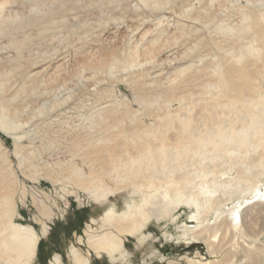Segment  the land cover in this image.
<instances>
[{
  "label": "rangeland",
  "instance_id": "rangeland-1",
  "mask_svg": "<svg viewBox=\"0 0 264 264\" xmlns=\"http://www.w3.org/2000/svg\"><path fill=\"white\" fill-rule=\"evenodd\" d=\"M169 1L156 8L151 0H9L5 5L4 16L20 19L8 30L0 25V110L25 126L17 134L20 139L0 127V152L8 159L7 164L0 162V191L8 187L12 221L29 227L38 237L30 264H49L56 255L59 264H74L71 247L87 264H204L213 260L247 264L245 249L239 244L248 250L264 245V231L257 237L244 231L239 237L236 232L232 241L213 254L212 248L208 251L204 244L180 236L182 226L193 225L189 217L194 208L180 205L162 217L165 202L160 196L148 208V220L140 232L119 236L120 255L96 256L86 242L88 235L115 233L102 222L104 213L114 209L121 214L127 205H137L141 196L128 183L132 178L121 181L107 174L95 158L89 162V156L75 146L84 145L78 138L100 136L99 116L106 108L114 107L122 120L121 131L131 129L124 135L134 138L130 135L141 133L139 127L148 130L159 125L164 115L175 119L188 112L191 117L195 107L218 101L220 89L205 88L204 83L194 86L193 81L185 85L189 69L181 71L190 64L200 67L204 61L216 79L217 71L231 64L225 63L218 42L231 39L229 29L239 25L237 7L264 13V0L251 4L247 0ZM222 1L224 7H220ZM36 6L39 10L31 12ZM207 15L215 18L212 21ZM174 40L178 42L173 44ZM255 43L253 39L251 46L257 49ZM186 46L196 54L192 61L183 55ZM151 55L156 56L154 62L146 60ZM132 57L139 62L134 68H109L113 61L123 63ZM254 90L257 101L264 99L261 89ZM89 143L101 141L94 137ZM210 155L205 152L204 162L210 161ZM195 158L189 163L191 170L197 165ZM72 168L84 173L81 184L70 175ZM255 184L264 192V175ZM102 185L117 191L97 201L93 196ZM244 199L254 200L248 195ZM234 201L221 209L231 208ZM261 258L258 255L257 264Z\"/></svg>",
  "mask_w": 264,
  "mask_h": 264
},
{
  "label": "bare ground",
  "instance_id": "bare-ground-1",
  "mask_svg": "<svg viewBox=\"0 0 264 264\" xmlns=\"http://www.w3.org/2000/svg\"><path fill=\"white\" fill-rule=\"evenodd\" d=\"M151 1L155 8L171 3L169 0ZM247 2L251 4L252 0ZM7 3L9 0H0V25L6 26L8 30L20 16H4ZM37 6L31 12H37ZM221 6H225L224 1ZM237 8L240 13L239 25L229 29L231 39L225 38L223 42H218V49L225 53V63L231 64L222 66L216 73V79L214 72L209 71V64H202L204 61L200 67L190 64L181 71L183 73L189 69L185 75V85L193 81L194 86L204 83L205 88L220 89L218 101L209 100L204 106L195 107L197 110L191 117L188 112H183L175 119L174 116L164 115L159 125L146 127L148 130L139 127L141 133L130 135L134 138L124 135L131 129L124 128L125 131H121L123 127L119 124L122 120L115 115L114 107H105L106 110L99 116L102 118L98 123L100 136L93 134L78 138L79 143L84 141L83 147L75 143L85 157L89 156V162L95 158L98 166L103 167L107 174H113L121 181L132 178L128 183L141 196L137 205H127V210L121 214L114 209L104 213L102 222L112 227L115 233L107 231L87 236L86 242L94 255L104 254L109 258L120 255L122 239L119 236L134 235L143 229L149 216L147 210L157 196L165 202L160 214L162 217L169 216L180 205L193 207L195 212L189 217L193 225L182 226L180 236L204 244L208 251L212 248V253L216 255L218 249L232 241L234 233L237 232L241 237L244 231L246 235L257 237L264 231V192L257 190L255 184L257 178L264 175V99L257 101L258 93L254 92V89L259 88L264 94V24L261 23L264 13H257L253 8ZM207 17L213 21L215 15ZM188 18L191 19L190 16ZM224 20L221 19V22ZM249 34L253 35L246 37ZM253 39L257 49L251 46ZM242 41L244 45H241ZM177 42L174 40L173 44ZM192 52L193 49L186 46L183 55L192 61L196 56ZM155 57L151 55L146 60L154 62ZM137 60L138 57H132L123 63L113 61L109 68L127 71L139 64ZM138 99L145 102L141 96ZM24 126L18 118L12 119L6 111L0 110V127L15 139L21 138L17 134ZM94 137L101 141L99 145L89 143ZM205 152L213 154L208 162H204L207 159L204 158ZM193 157H196L194 162L197 165L191 170L192 164L189 163ZM6 158L5 152L1 151L0 162L7 164ZM232 174L235 177H230ZM70 175L76 184H81L86 178L83 172H77L75 168L70 170ZM6 189L0 191V264H30L36 252L38 237L29 227L12 221L14 213ZM115 191L117 188L98 186V193L93 199H105ZM247 195L254 200L247 202L244 199ZM234 199L236 201L231 208L226 211L221 209ZM244 213L248 215L247 223ZM244 246L239 244L245 249L247 264H257L258 255H261L260 262L264 264V245H255L254 250ZM70 253L74 264L88 263L75 248L71 247ZM224 257H227V253ZM215 262L213 260L204 264H218ZM59 263L57 255L49 262ZM200 263L193 261V264Z\"/></svg>",
  "mask_w": 264,
  "mask_h": 264
}]
</instances>
